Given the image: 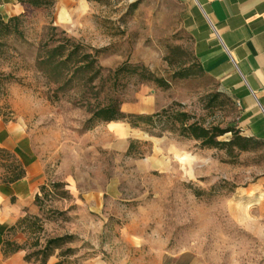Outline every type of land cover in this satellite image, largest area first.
Masks as SVG:
<instances>
[{
  "label": "rangeland",
  "instance_id": "1",
  "mask_svg": "<svg viewBox=\"0 0 264 264\" xmlns=\"http://www.w3.org/2000/svg\"><path fill=\"white\" fill-rule=\"evenodd\" d=\"M46 1L22 3L0 24L3 106L39 132L47 175L38 214L10 228L4 253L22 249L30 264H264V135L245 150L208 147L170 121L183 110L189 121L249 135L234 97L195 57L182 4L83 0L78 9L77 0ZM50 25L55 37L64 30L99 50L101 78L58 90L46 83L35 57ZM122 63L129 70L115 74ZM82 96L115 97L127 117L89 120ZM164 108L151 122L130 117ZM0 157L1 180L15 162ZM63 235L72 238L42 263L38 250Z\"/></svg>",
  "mask_w": 264,
  "mask_h": 264
},
{
  "label": "crops",
  "instance_id": "2",
  "mask_svg": "<svg viewBox=\"0 0 264 264\" xmlns=\"http://www.w3.org/2000/svg\"><path fill=\"white\" fill-rule=\"evenodd\" d=\"M192 27L194 55L202 69L218 79L238 103L245 132L264 135V0H177ZM18 0H0L6 21L22 11ZM0 93V152L11 154L23 175L9 181L11 168L0 180V264H30L24 251L4 253L10 228L27 215H36L41 187L46 183L39 132L18 115L10 116ZM0 162L5 159L0 157ZM48 260V259H47ZM46 260V262H47Z\"/></svg>",
  "mask_w": 264,
  "mask_h": 264
},
{
  "label": "trees",
  "instance_id": "3",
  "mask_svg": "<svg viewBox=\"0 0 264 264\" xmlns=\"http://www.w3.org/2000/svg\"><path fill=\"white\" fill-rule=\"evenodd\" d=\"M21 4L28 3L32 6H41L52 1L46 0H18ZM91 1V0H89ZM97 1V0H94ZM17 15L11 16L6 21L0 17V24H7L9 21L15 19ZM57 27L50 25V36L38 46L35 67L37 71L45 78L47 84L56 85V89H63L70 85L86 86L91 84L96 78H101L102 67L97 61L98 49L90 48L79 41L75 40L66 34L64 30L60 31V35L55 37L53 33ZM130 66L126 63H122L116 69L114 73L118 74L122 70H129ZM133 70V69H131ZM157 81L164 82L162 79H155ZM54 92V91H53ZM85 106L88 107V111L91 116L89 120L96 119L99 121H118L127 117L119 108L120 101L113 97L106 99L102 102L96 101L91 103L88 97L82 96ZM172 116L170 121L173 125H177V128L181 134H185L195 140L200 141V144L208 147H220V148H237L240 150L247 149L249 143L253 140L252 136L241 135L239 131L231 126L220 127L219 125L205 126L195 120L189 121L190 115L183 110L171 111ZM167 113V109L164 108L160 112L150 115H131V118L141 120L143 123L151 122L154 116L158 119H162V115ZM226 133L231 134L227 140H219L218 137ZM4 153H9L2 151ZM11 174L5 178L9 181L20 178L24 170L15 164L11 167ZM43 186L41 187V190ZM36 201L40 202V196H36ZM21 220V219H20ZM19 220V221H20ZM72 235H63L57 237L48 238L38 253L41 254V262L45 263L48 257L52 253V248L60 247L66 240L71 239ZM71 248L65 249V252H71ZM26 261H29V255H24ZM54 264H61V261H57Z\"/></svg>",
  "mask_w": 264,
  "mask_h": 264
},
{
  "label": "bare ground",
  "instance_id": "4",
  "mask_svg": "<svg viewBox=\"0 0 264 264\" xmlns=\"http://www.w3.org/2000/svg\"><path fill=\"white\" fill-rule=\"evenodd\" d=\"M69 0H65V2L67 3ZM76 2H72V4H75ZM83 5V0H77V8L80 9ZM110 123H115L114 121H110Z\"/></svg>",
  "mask_w": 264,
  "mask_h": 264
}]
</instances>
